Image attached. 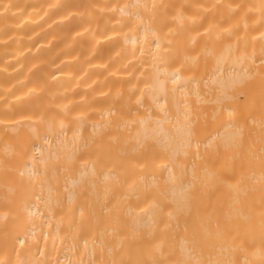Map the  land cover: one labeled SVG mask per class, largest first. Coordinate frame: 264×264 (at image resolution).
<instances>
[{
	"label": "bare ground",
	"instance_id": "bare-ground-1",
	"mask_svg": "<svg viewBox=\"0 0 264 264\" xmlns=\"http://www.w3.org/2000/svg\"><path fill=\"white\" fill-rule=\"evenodd\" d=\"M0 264H264V0H0Z\"/></svg>",
	"mask_w": 264,
	"mask_h": 264
}]
</instances>
